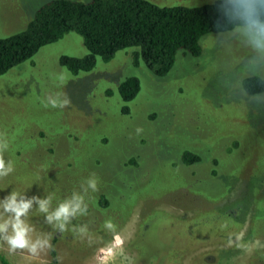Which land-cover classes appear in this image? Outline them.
Instances as JSON below:
<instances>
[{"label":"rangeland","instance_id":"374dc122","mask_svg":"<svg viewBox=\"0 0 264 264\" xmlns=\"http://www.w3.org/2000/svg\"><path fill=\"white\" fill-rule=\"evenodd\" d=\"M47 1L0 0V38L24 30ZM232 32L203 35L199 56L180 50L165 76L132 48L73 72L61 57L88 54L77 32L0 76V159L13 164L0 198L50 195L51 211L73 192L95 194L96 205L100 189L116 191L107 208L70 217L83 233L52 229L33 203L30 235L50 234L59 264H264V92L243 88L250 50ZM131 76L141 89L126 102L118 86ZM186 150L202 161L185 164ZM51 249L9 252L0 241L12 264H46Z\"/></svg>","mask_w":264,"mask_h":264},{"label":"trees","instance_id":"16d2710c","mask_svg":"<svg viewBox=\"0 0 264 264\" xmlns=\"http://www.w3.org/2000/svg\"><path fill=\"white\" fill-rule=\"evenodd\" d=\"M219 3L220 0H215L193 7L160 6L151 0H49L37 9L24 30L0 38V76L69 32L82 35L88 50L83 57H61V62L75 73L92 70L98 59L109 61L118 51L132 48L136 50L133 56L137 61L141 57L156 75L165 76L173 68L180 50L199 56L203 35L232 30L231 26L217 25ZM243 88L250 94L263 93L264 77H246ZM118 89L122 99L129 102L141 89L140 79L128 77ZM123 112L128 113L129 108L123 107ZM182 158L187 165L202 161L198 153L189 150L184 151ZM46 161L50 162L49 158ZM134 161L129 160L131 164ZM98 193L96 205L91 204L95 194L92 198L83 195L87 210L81 215L90 217L116 198L112 189L103 188ZM249 239L250 236L243 241ZM51 257L46 264H59L55 248L51 249ZM0 262L12 264L3 254Z\"/></svg>","mask_w":264,"mask_h":264},{"label":"clouds","instance_id":"9594fccd","mask_svg":"<svg viewBox=\"0 0 264 264\" xmlns=\"http://www.w3.org/2000/svg\"><path fill=\"white\" fill-rule=\"evenodd\" d=\"M217 8L220 13L217 25L231 26L233 38H239L250 50V54L242 61L243 69L250 75L264 73V0H220ZM12 171V161L0 159V177L7 176ZM87 187L95 191L96 180L87 179ZM51 200L50 195L43 198L38 195L26 197L15 190L0 198V241L7 245L9 252L26 249L32 255H38L53 247L50 234L37 236L35 239L30 235L33 229L25 222V218L34 202L38 205L36 211L46 214L45 220L52 229L59 230L61 234L66 229L84 232L83 227L69 228L68 223L70 217L86 212L87 205L83 195L73 192L70 198L63 199L50 211ZM107 226L111 227L110 224Z\"/></svg>","mask_w":264,"mask_h":264}]
</instances>
